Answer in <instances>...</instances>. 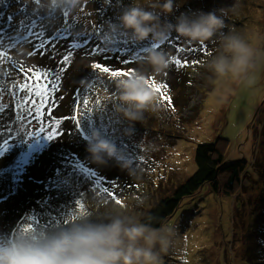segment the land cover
Listing matches in <instances>:
<instances>
[{"label":"rangeland","instance_id":"374dc122","mask_svg":"<svg viewBox=\"0 0 264 264\" xmlns=\"http://www.w3.org/2000/svg\"><path fill=\"white\" fill-rule=\"evenodd\" d=\"M26 1L34 3V0H0V9L5 6L4 13L0 15V29L4 28L3 21H10L9 28L4 32L7 36L16 34L18 24L24 23L22 26L26 28L27 21L23 22L22 18L33 17L24 9ZM150 2L154 0L117 2L109 10L99 7L104 15L102 23L94 28L103 37L107 21H116L124 6L136 3L147 8ZM175 2L180 7L167 17L172 22L185 11L209 12L229 8L225 20L227 27L223 31H234L243 36L253 48L264 51V0ZM188 2L191 4L188 5ZM44 3L46 0H40V4ZM87 6L88 0H81L74 16L79 14L83 17L82 11ZM42 11L48 18L45 27L54 31L57 26L54 18H58L59 11L54 14L47 8H42ZM92 20L90 18L83 22L89 25L86 26L89 31ZM174 34L172 36L175 37ZM122 39L130 40L124 36ZM9 42L4 41L5 45ZM166 43L163 50L172 58L182 57L181 63L185 70L182 71L180 66L172 62L166 72L150 75V79H154L158 85L167 86L163 90L171 98V102L152 89L156 97L154 105L145 112L143 121L135 122H129L115 110V81L123 77H109L115 86L98 87L91 92H88V88L84 92L85 96L89 94L88 104L78 102L74 97V90L80 75L93 70L95 63L104 64L113 70L129 71L128 69L136 67L134 70L142 68L151 73V67L142 65L143 59L139 56L119 55L115 60H107L103 53L94 51L97 46L93 43L92 51L87 52L83 46L72 49L70 60L62 64L60 62L63 56L69 50L62 36L55 42L50 41L45 49L36 51L35 55H29L36 44L33 40L17 44L11 49L0 48V52H6L7 55V59L0 65V140L9 141L7 150L0 154V169L4 171L0 176V233H11L19 227L18 220L25 217L27 210L20 204L23 215L16 213V197L21 194L24 184L22 192L28 191L27 186L31 184L32 177L34 179L39 176L48 163L53 165L51 168L68 189H72L68 185L73 183L74 187L93 194L94 210L97 209L98 213V207H103L98 218L113 212V206L116 205L118 208H126L129 214L139 219L161 197L169 195L179 183L196 171L197 145L217 140L222 135L229 139V145L220 143L225 145L226 160L246 159L249 163L242 174L241 185L232 194L225 196L223 190L215 193L209 183H205L198 192L181 201L175 212L163 221V225L175 232L173 246L162 254L163 264H259L255 258L252 259L254 256L264 261V69L259 73L257 83L248 87L231 75L217 77L206 66L218 54V38L203 44L188 43L184 38H176L168 45ZM105 44L116 46L115 43ZM118 45L123 51L130 48L125 42H119ZM21 49L24 50V55L19 54ZM41 52L44 54L41 55ZM11 60L12 64L9 63ZM21 67L33 70L39 68L42 71L64 69L57 81L59 89L52 94L51 103L46 106L45 115L41 118L42 123L34 116L24 120L19 118V105L23 103L25 95L18 90V84L25 81V73L20 71ZM86 118L92 121L88 122ZM55 121H60V124L57 126ZM40 127H45L50 132H59L60 135L52 140L44 134L32 136L39 133ZM97 129L130 157L142 159L135 176H130L115 159H108L106 164L93 162L83 136L91 137L92 132ZM129 129L131 135L127 134ZM82 159L84 162L79 163ZM65 160L85 166L82 169L85 173L81 176L82 187L73 174L64 172L59 167ZM17 167L22 171L18 175L23 180L22 187L9 185L8 193L5 188L8 172L13 173ZM3 176L6 180L2 179ZM112 180L113 184L110 183ZM106 185L115 198L101 190ZM64 191L63 196L56 197V202L53 201L54 205L47 206L48 213L51 214L49 218L54 222L69 223L86 216L81 214L77 201L80 199L79 193L75 190ZM101 193V204L96 207V199ZM104 195L107 197L102 200ZM117 199L122 203H116ZM29 202L32 203V200ZM84 210L86 209L83 208V213ZM88 214L90 215L89 212Z\"/></svg>","mask_w":264,"mask_h":264},{"label":"clouds","instance_id":"9594fccd","mask_svg":"<svg viewBox=\"0 0 264 264\" xmlns=\"http://www.w3.org/2000/svg\"><path fill=\"white\" fill-rule=\"evenodd\" d=\"M80 5L81 0L39 3L40 8L53 14L71 12ZM178 7L175 0H154L147 8L134 3L124 6L116 21H107L102 39L108 44L116 43L121 36L137 44L152 42L142 49L141 61L151 67V73L139 68L129 77L115 81V110L129 122L143 121L145 112L154 105L156 97L148 81L150 75L162 74L170 68L173 58L161 46L173 33L188 43L203 44L218 38V54L206 65L217 77L231 75L251 87L264 69V51L253 48L234 31H223L229 8L181 12L173 23L167 17ZM19 54L24 55V50ZM127 134L131 135V129ZM87 150L97 164L115 159L130 176L137 173L136 161L98 129L88 138ZM113 209L102 218L82 216L52 229L37 228L25 233L17 227L11 233H0V264H163L162 254L173 246L174 230L167 225L156 228L141 222L126 208L114 205Z\"/></svg>","mask_w":264,"mask_h":264},{"label":"trees","instance_id":"16d2710c","mask_svg":"<svg viewBox=\"0 0 264 264\" xmlns=\"http://www.w3.org/2000/svg\"><path fill=\"white\" fill-rule=\"evenodd\" d=\"M125 1L126 0H110L109 3V0H88L87 8H85V10L82 11L83 17L79 16V14L77 15V17L74 16V13L78 9L71 12L66 11L68 13L67 16L64 15L65 12H59L58 18H54V22H57V26L55 27L54 31L45 27L48 22V18L46 17L47 14L44 11H42V8L40 7L38 8L37 5L33 2L29 3L30 1H26V5L24 6V9L30 16L33 17L22 18V21L23 22L27 21L26 28L27 26L32 25L33 21L34 22L36 21V24L33 26L32 30L37 32L43 31L44 38H48L46 40H50L52 42L57 41L55 39H52L53 37L63 32V30L66 27H69V30L72 33V35L67 38L62 36L66 40L68 47L70 44H72V42L78 43L86 40L87 44L86 46H83V48L87 52L88 50L92 51L93 48L92 45L93 43H95L97 46L96 49L99 48L104 50L100 53H103L104 56H106L107 60L110 59L115 60V58L119 55H125L126 57L133 55V57L139 56L140 58L143 59L142 49L148 46L147 44L144 43L145 44L144 45V44L134 43L135 45H133L130 40L125 41L124 39H122L121 36L117 41V43H115L116 46L107 45L102 39V36L97 32V29L94 28L95 26H99V24L102 23L101 18L104 15L102 11L98 9L99 7H101V9L109 10L111 6H116L117 2H125ZM127 2L125 4H127ZM187 4L189 5L191 3L188 2ZM4 9L5 6L0 9V15L4 13ZM90 18L93 19L92 20L93 27H91L92 24H90L91 30L89 31L88 29H86V26L89 25L83 24V22L86 21V19H90ZM9 22H10L9 19L3 21L4 32L9 28ZM22 24L24 23H21V25L18 24L19 29H17L16 34L14 36L25 35L26 28L22 26ZM174 35L175 37L172 36L169 40L174 41L176 38L181 39V37L178 36L176 37L177 34ZM29 40L30 41L33 40L36 43L39 42L38 40L32 38H29ZM119 42L127 43L130 46V48L124 51L122 49H119V45H118ZM166 44L168 45L169 42L167 41ZM178 49L180 48H177V50ZM182 53H184V51H182ZM0 65H2V63H0ZM180 67L182 71L185 70L184 65ZM1 68L2 66H0V69ZM132 68L133 69H128V70L134 71L136 67H132ZM123 78H127V77H123ZM108 85L115 86V84L112 83L108 75L106 76L102 75V73H100L98 70H94V69L88 70L87 72L82 73V75H80V79L75 85L74 91H76V93L74 94V97L76 96L78 102L88 104L87 96L89 97V94H86V96L84 95V92H86L88 88H89L88 92H91L96 88L98 89V87H105ZM1 120H2V116L0 117V124H1ZM87 121L90 122L92 120L87 119ZM0 129H1V125H0ZM83 138L84 141L86 142L85 145L88 147L89 136L88 137L83 136ZM221 142L227 143L229 145V139L222 135H220V137H218L217 140L199 143L195 151V161L197 164L196 171L187 179H185L183 182L179 183V185L176 186L169 195L161 197L155 203V205L147 209L146 212H144L140 216L139 220L144 223H151V225L156 228L161 227L163 225V221L166 220L170 215H172L175 212L177 207L180 205L181 201L185 197L192 196L199 189V187L205 183H209L212 190L216 193H219L220 190H223L227 195L232 194L236 190L237 186L241 185L242 174L247 170L249 163L246 159L226 160V153L224 151L225 145H221L220 144ZM131 157L136 161L137 164H141V160H142L141 158H135L134 156ZM83 162L84 160L82 159V161L79 163H83ZM73 163H77V162L69 163L68 161L65 160L64 162L60 163L59 167H61V169L64 172H70L71 174H73L76 178V182H78L79 186L82 187L81 176L82 174H85L82 172V169H84L85 166L83 164L75 165ZM51 166L53 165L52 164L50 165V163H48L43 168L44 170L42 172L44 174H42L41 172L39 173V176H35L34 179L32 177L31 179L32 181L30 182L31 184L27 186L29 187L27 191L28 193L22 192V189L25 188V184H24V187L21 189V194H19L16 197V203H18V205H15L16 213L18 215H23L22 214L23 210H20L21 205H24V209L26 208L25 210H27V212L24 211L26 213L25 217H23L22 220L21 219L18 220L20 230H23L24 228L27 227H31L34 229L37 228L52 229L58 227L61 224H67L66 222L60 223L58 221L57 222L52 221L51 218H49V215L51 214L48 213V208H47L49 204L54 205L53 201L56 202V197L60 198L61 196H63L62 191L65 193L64 191L65 189L67 192H72L73 190H75L76 192L79 193V197L81 200L78 199L77 201L79 202L80 205L81 204L83 205V208L86 209L84 210V214L86 216H90L93 219H98V216H101L102 214L101 210L103 207L100 206L101 204L100 197L102 193L96 199L98 200V202L96 203L95 206L96 207H98V205L100 206L98 207L99 211L97 213L96 212L97 209L94 210L93 194L89 191L86 192L81 188L74 187L73 183L71 185H68V187L72 188L73 190L68 189L66 187L67 185L65 186L62 184V181L56 175V172L53 170V168H51ZM21 172L22 171L20 170H15L13 173L8 172V178H7L8 180L7 183L5 184V188L8 191V193H10V189L8 187L9 185L14 187L19 185L22 187L23 180L18 178V175L21 174ZM3 173L4 171L0 169V176ZM50 174L52 176L48 178L47 176H49ZM222 176H225V179H222ZM2 179L3 180L5 179L4 176ZM110 183L113 184L114 183L113 180L110 181ZM104 188H108V193H110L108 185L104 186L101 190L104 191ZM109 195L110 194H108V196ZM28 196L30 197L29 201L32 200V203L28 201ZM105 197L107 196L104 195L102 200H104ZM32 204L34 205L32 206ZM88 212L90 213V215L88 214ZM254 258L259 264H264V261H262L260 258H256L255 256L252 257V259ZM241 263L245 264V262H241Z\"/></svg>","mask_w":264,"mask_h":264},{"label":"snow or ice","instance_id":"6c2138e0","mask_svg":"<svg viewBox=\"0 0 264 264\" xmlns=\"http://www.w3.org/2000/svg\"><path fill=\"white\" fill-rule=\"evenodd\" d=\"M34 3L39 5L40 0H34ZM65 16L68 15L67 12L64 13ZM35 22H32V25L27 26L25 35H16V36H7L2 29H0V48L4 49H11L16 47L17 44H22L24 42H31L29 38L38 40L39 42L34 45V51L29 53V55H35L36 51H40L41 49H45L46 45L50 43V40H46L44 38L43 31H34L32 30ZM72 33L69 30V27H66L63 32L58 34L57 36L53 37L52 39L59 40L61 36L67 38L71 36ZM8 40L10 41L7 45H5L4 41ZM87 41H81L79 43H72L69 45L68 54L63 56V60L60 63H65L70 60V57L72 55V49L79 48L82 46H86ZM158 47L159 45H153ZM54 47V45H53ZM94 51L102 52L103 49H95ZM44 53L41 52V55ZM5 59H7L6 52H0V62H3ZM127 63L128 61H124ZM173 63L179 66H183L181 63V60L178 58H173ZM94 69L98 70L100 73L107 74L110 78H119V77H129L133 71H120V70H113L112 68L105 66L101 63H95L92 66ZM20 71L25 73V81L23 83L18 84V90L21 92H24L25 95L23 97V103L19 105L21 108V115L20 119L24 120L27 119L29 116H34V118L42 123L41 118L45 115L46 112V106L51 103V96L53 93L58 91L59 84L57 81L60 78V74L64 71L63 68H58L56 70H41L39 68L36 69H24L23 67L20 68ZM31 73V75H28V73ZM49 77H52L49 79ZM99 78V77H97ZM148 86L152 89H154L156 92L160 93V96L162 98H167L169 103L171 102V98L167 97L166 91L163 89H166V85H158L154 79H149ZM73 119H76L73 117ZM55 124L58 126L60 124V121H55ZM41 134H44L49 140L57 138L60 133L59 132H50L45 127H40L39 133H36L32 136H40ZM31 136V137H32ZM9 145L8 140H0V154H3V151H6ZM105 192H108V188L104 189ZM110 195L114 194L109 193ZM116 203H122L121 200L117 199ZM81 207V214L83 213V205H80ZM34 228L27 227L24 228L22 231L25 233H28L30 231H34Z\"/></svg>","mask_w":264,"mask_h":264},{"label":"bare ground","instance_id":"6f19581e","mask_svg":"<svg viewBox=\"0 0 264 264\" xmlns=\"http://www.w3.org/2000/svg\"><path fill=\"white\" fill-rule=\"evenodd\" d=\"M176 4H177V3H176ZM179 7H180V6H179ZM162 19H163V17H162ZM173 23H175V22H173ZM176 37H177V35H176ZM171 41H172V40H168V42H171ZM149 44H151V41H148V42H147V45H149ZM0 63H1V62H0ZM9 63L12 64L13 61L11 60ZM19 168H20V167H17L16 170H19ZM190 176H191V175H190ZM187 178H188V177H187ZM187 178H186V179H187ZM204 185H205V184L201 185V186L199 187V189H200L202 186H204ZM199 189H198V190H199ZM198 190H197L196 192H198ZM196 192H195V193H196ZM215 193H216V192H215ZM226 195H227V194H225V196H226Z\"/></svg>","mask_w":264,"mask_h":264}]
</instances>
